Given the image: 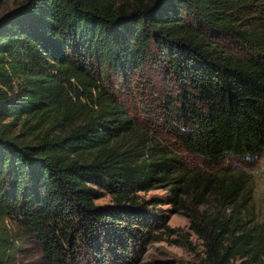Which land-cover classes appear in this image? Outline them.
<instances>
[{"label":"trees","instance_id":"trees-1","mask_svg":"<svg viewBox=\"0 0 264 264\" xmlns=\"http://www.w3.org/2000/svg\"><path fill=\"white\" fill-rule=\"evenodd\" d=\"M253 1L23 0L0 17V218L44 264H134L156 237L138 192L159 185L196 203L200 264L264 247V221L246 218L247 174L194 170L180 153L215 166L264 150V3ZM148 68L174 82L162 99L174 144L140 129L116 93ZM105 194L112 203L96 205ZM13 244L0 224V264Z\"/></svg>","mask_w":264,"mask_h":264},{"label":"rangeland","instance_id":"rangeland-1","mask_svg":"<svg viewBox=\"0 0 264 264\" xmlns=\"http://www.w3.org/2000/svg\"><path fill=\"white\" fill-rule=\"evenodd\" d=\"M23 0H4L0 5V17L13 11ZM264 3V0H254V4ZM137 83H129V87L116 93L128 114L133 117L140 129L147 132L154 130L155 135L165 138L168 143H176L168 131L170 125L165 119L162 108L163 95L174 82L163 74V71L148 68L143 74H138ZM179 151L178 144L173 145ZM184 163L191 169L233 177L238 172L247 174V188L244 192L246 218L251 223L264 221V150L251 159L226 158L219 165L211 166L199 158L182 153ZM139 196L148 201V210L153 213L152 228L156 237L146 240L145 244L133 254L134 264H200L201 241L189 229L188 213L196 210V203L191 197H180L174 204L169 197L171 192L166 186L159 185L146 191H139ZM112 197L105 194L95 200L98 206L109 205ZM202 208V207H201ZM200 209V208H199ZM0 224L7 227L14 241L9 252L11 264H44L38 243L28 236L10 219L0 218ZM167 227V228H166ZM156 238V239H155ZM190 242V245L188 243ZM189 247H194L195 252ZM86 264V263H82ZM87 264H94L90 259ZM237 264H264V247L258 248L254 259L238 260Z\"/></svg>","mask_w":264,"mask_h":264}]
</instances>
